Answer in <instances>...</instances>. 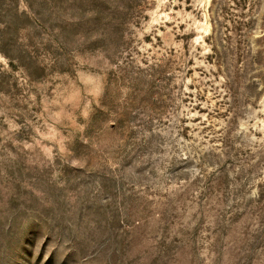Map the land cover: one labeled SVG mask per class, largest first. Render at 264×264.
I'll list each match as a JSON object with an SVG mask.
<instances>
[{"label": "rangeland", "instance_id": "374dc122", "mask_svg": "<svg viewBox=\"0 0 264 264\" xmlns=\"http://www.w3.org/2000/svg\"><path fill=\"white\" fill-rule=\"evenodd\" d=\"M0 264H264V0H0Z\"/></svg>", "mask_w": 264, "mask_h": 264}]
</instances>
